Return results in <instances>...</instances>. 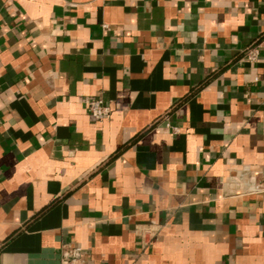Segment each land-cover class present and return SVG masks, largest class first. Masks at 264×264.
<instances>
[{
  "label": "crops",
  "instance_id": "crops-1",
  "mask_svg": "<svg viewBox=\"0 0 264 264\" xmlns=\"http://www.w3.org/2000/svg\"><path fill=\"white\" fill-rule=\"evenodd\" d=\"M69 244L264 264V0H0V264Z\"/></svg>",
  "mask_w": 264,
  "mask_h": 264
},
{
  "label": "built area",
  "instance_id": "built-area-1",
  "mask_svg": "<svg viewBox=\"0 0 264 264\" xmlns=\"http://www.w3.org/2000/svg\"><path fill=\"white\" fill-rule=\"evenodd\" d=\"M259 55L258 47H251L248 50V59L256 60ZM85 104L90 113L97 120H103L111 113V108L105 103L102 98L88 97L85 99ZM263 187L255 186L254 191L262 190ZM157 227L152 224L142 229L141 235L145 243L155 236ZM84 250L81 246L66 245L62 251V264H84Z\"/></svg>",
  "mask_w": 264,
  "mask_h": 264
}]
</instances>
